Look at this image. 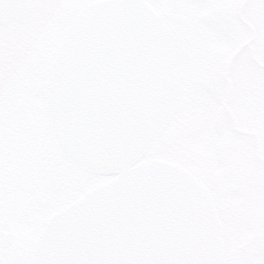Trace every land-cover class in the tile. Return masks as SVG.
<instances>
[{"label": "water", "instance_id": "obj_1", "mask_svg": "<svg viewBox=\"0 0 264 264\" xmlns=\"http://www.w3.org/2000/svg\"><path fill=\"white\" fill-rule=\"evenodd\" d=\"M4 10L10 23L34 11ZM188 70L185 45L149 0H94L70 22L50 67V129L70 162L111 178L48 217L30 264H225L210 188L177 162L143 158ZM11 244L0 212V248Z\"/></svg>", "mask_w": 264, "mask_h": 264}, {"label": "rangeland", "instance_id": "obj_2", "mask_svg": "<svg viewBox=\"0 0 264 264\" xmlns=\"http://www.w3.org/2000/svg\"><path fill=\"white\" fill-rule=\"evenodd\" d=\"M90 1L83 0V6ZM149 1L188 45L191 60L181 102L143 158L177 162L210 188L223 221L225 264H264V0ZM41 2L50 5L56 0ZM83 6L34 9L28 23L13 22L0 31V76L6 74L3 59L9 57L11 65L6 52L12 47V56L20 61L17 66L32 78L27 80L32 104L42 106L40 112L8 114L7 131L16 137L4 143L12 162L4 166L6 156L0 159V200L13 242L0 248V264H30L47 218L110 179L76 167L60 153L44 108L47 81L34 84L37 59L24 50L27 42L31 47L42 23L51 25L63 18L64 35ZM236 30L239 39L233 42ZM6 32H12L13 45H3ZM247 38L250 44L243 45ZM238 45L229 74L224 63L218 67L206 59L213 47L226 53ZM54 51L45 62L46 75ZM203 54L205 59L200 58ZM229 81L234 89H227ZM28 123L30 129L22 135L20 127Z\"/></svg>", "mask_w": 264, "mask_h": 264}, {"label": "flooded vegetation", "instance_id": "obj_3", "mask_svg": "<svg viewBox=\"0 0 264 264\" xmlns=\"http://www.w3.org/2000/svg\"><path fill=\"white\" fill-rule=\"evenodd\" d=\"M33 16H34V13H33ZM238 17L241 19V13H238ZM28 22H26V23H28ZM16 23H20V22H16ZM26 23H20V24H26ZM247 24H248L247 26H250L249 22ZM175 31H176V29H175ZM5 35L7 38V42H5V44H3V45L4 46H8L11 44L13 45V42H15V41L13 39L12 32H10L8 34L6 32ZM178 35H179V33H178ZM232 35H233V42H235L234 40L237 41L239 39V33L237 30L235 32L233 31ZM180 38L183 41L184 45L186 46V48L189 52V55H190V60H191V53H190L189 47L185 43V41L182 39L181 36H180ZM28 43L29 42H27L25 47H24V50H26L27 52L29 50V44ZM1 48H3V47H1ZM239 49H240L239 45L233 46L231 51H228L226 53H222L217 47L216 48L213 47V49H211L210 52L207 53V58H206V55L204 56V54L202 56H200V58L201 57L204 59L206 58L209 61H211L212 64L218 65V67L221 63H224L225 66L227 67V73L229 74L230 69L232 67V62L239 55ZM14 52H15V50L12 47L9 48L8 52H6V54H8L10 56L11 65L10 64L8 65L9 57L3 59V62L5 63V66H6L5 67L6 68L5 69L6 74L3 75V73H2L0 76V159L2 156H6L4 166H6L8 163L12 162V159L9 158L11 153L7 152L8 156L5 154V150L7 151V149L9 147L7 145H5L4 143H11V142H13V139L16 137L14 135V133H10V132L8 133V131H7V129H9V126H8L9 123L7 120L9 118L8 114L9 113H17V112H26V111H39L40 112L42 110L41 109L42 106L40 104L39 105H33L32 104V97L30 95L29 85L27 82L28 79H32V78L27 76L25 74L26 72H23L22 69L17 66V64H19L20 61L18 63L15 61L16 56H12L14 54ZM54 54H55V51H54ZM23 55H25V53H23ZM46 60H48V58H46ZM52 60H53V58L51 59V62H52ZM51 62H50V65H51ZM24 66L25 65H23V67ZM208 68H210V66ZM16 70H19V71L15 72ZM228 74L226 75V77L228 76ZM49 75H50V70H49L48 74L46 75V81H47L46 95H47V89H48ZM226 86L229 89L230 87L233 86V83L231 81L226 82ZM234 88H235V85L233 86V89ZM44 108L46 110V98H45ZM5 112L7 113V116L5 115ZM23 123L25 124V121H23ZM28 124H29L28 126H21L20 127V129H22V131H20L22 135H24L26 133V131L30 129L31 124L30 123H28ZM9 151L14 152V149L10 147ZM57 158H59V156H57ZM61 161L62 160L60 158L57 160L58 163H60ZM9 172H12V171L10 170ZM3 176H5V175H3ZM0 212H1V216L4 220V222L6 224L8 217L5 216L4 203L1 200H0Z\"/></svg>", "mask_w": 264, "mask_h": 264}, {"label": "snow or ice", "instance_id": "obj_4", "mask_svg": "<svg viewBox=\"0 0 264 264\" xmlns=\"http://www.w3.org/2000/svg\"><path fill=\"white\" fill-rule=\"evenodd\" d=\"M53 7L54 9H64L66 7L83 6V0H56V3L44 5L41 0H33L31 4L19 3L18 0H5L0 3V31L7 30L10 21L7 19L5 7L9 8H24L30 7L32 9H40L41 7ZM66 21L63 18L57 19L53 24H41L39 29L34 34V40L28 50L29 56H34L37 59L35 65L36 74L34 84L38 85L42 80L46 79V58L50 57L54 49L62 40L63 25ZM31 65H29V68Z\"/></svg>", "mask_w": 264, "mask_h": 264}]
</instances>
